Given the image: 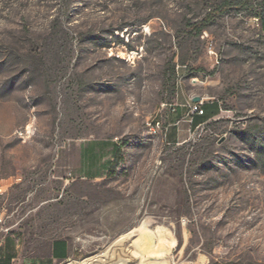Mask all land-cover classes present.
Segmentation results:
<instances>
[{
  "label": "rangeland",
  "instance_id": "rangeland-1",
  "mask_svg": "<svg viewBox=\"0 0 264 264\" xmlns=\"http://www.w3.org/2000/svg\"><path fill=\"white\" fill-rule=\"evenodd\" d=\"M0 215L15 262L264 264V0H0Z\"/></svg>",
  "mask_w": 264,
  "mask_h": 264
},
{
  "label": "crops",
  "instance_id": "crops-1",
  "mask_svg": "<svg viewBox=\"0 0 264 264\" xmlns=\"http://www.w3.org/2000/svg\"><path fill=\"white\" fill-rule=\"evenodd\" d=\"M180 112H182V108L179 109ZM209 111V108L207 112ZM204 116L196 115L195 116V125L196 127L206 121H208L210 118L205 119ZM212 118V117H211ZM192 127V126H191ZM11 242V244L8 243ZM1 241L0 243V264H33L31 261H28L26 258L21 260L20 262H15L18 257L14 256V253L16 252V249L19 247V244L15 239H12L11 237L8 238L7 242ZM74 247L69 243L66 239H56L53 241L51 248H50V260L51 264L56 263H62L64 261H69L74 255Z\"/></svg>",
  "mask_w": 264,
  "mask_h": 264
},
{
  "label": "trees",
  "instance_id": "trees-1",
  "mask_svg": "<svg viewBox=\"0 0 264 264\" xmlns=\"http://www.w3.org/2000/svg\"><path fill=\"white\" fill-rule=\"evenodd\" d=\"M208 106H210V105L209 104H205V103L203 104L205 113L203 115H201V116H204L206 114V112L208 110ZM211 110L213 111V113L211 115H209L208 118H211V117L215 116L217 114V112L219 111L217 106H211ZM211 110H209V111H211ZM194 123H195V117L193 119L192 125ZM93 152L94 151H92L90 156H89V157H91V159H94L96 157V155ZM111 154H112V159L113 160H122V146H121L120 143L113 142L111 144Z\"/></svg>",
  "mask_w": 264,
  "mask_h": 264
},
{
  "label": "built area",
  "instance_id": "built-area-1",
  "mask_svg": "<svg viewBox=\"0 0 264 264\" xmlns=\"http://www.w3.org/2000/svg\"><path fill=\"white\" fill-rule=\"evenodd\" d=\"M204 102L203 101H193L192 104H190V108H191V123L193 122V119L196 115H203L205 113L204 107H203ZM175 110V109H174ZM160 123L152 124L151 123V130L156 132V128L159 127ZM3 217L0 215V231L2 229V225H3Z\"/></svg>",
  "mask_w": 264,
  "mask_h": 264
},
{
  "label": "bare ground",
  "instance_id": "bare-ground-1",
  "mask_svg": "<svg viewBox=\"0 0 264 264\" xmlns=\"http://www.w3.org/2000/svg\"><path fill=\"white\" fill-rule=\"evenodd\" d=\"M100 260V259H99ZM104 260V259H103ZM101 261V260H100ZM126 261V259H120L119 261H115L114 263H110V264H123ZM93 264V263H90ZM97 264V263H95ZM98 264H108L107 262H100Z\"/></svg>",
  "mask_w": 264,
  "mask_h": 264
},
{
  "label": "water",
  "instance_id": "water-1",
  "mask_svg": "<svg viewBox=\"0 0 264 264\" xmlns=\"http://www.w3.org/2000/svg\"><path fill=\"white\" fill-rule=\"evenodd\" d=\"M200 100H201V97H199V96H197V97L194 98V101H196V102H198Z\"/></svg>",
  "mask_w": 264,
  "mask_h": 264
}]
</instances>
